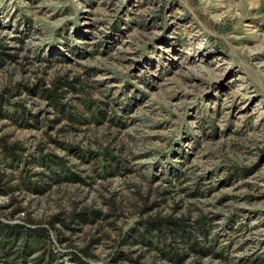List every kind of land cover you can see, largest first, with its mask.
<instances>
[{"label":"rangeland","instance_id":"1","mask_svg":"<svg viewBox=\"0 0 264 264\" xmlns=\"http://www.w3.org/2000/svg\"><path fill=\"white\" fill-rule=\"evenodd\" d=\"M75 257L264 264V0H0V264Z\"/></svg>","mask_w":264,"mask_h":264},{"label":"trees","instance_id":"2","mask_svg":"<svg viewBox=\"0 0 264 264\" xmlns=\"http://www.w3.org/2000/svg\"><path fill=\"white\" fill-rule=\"evenodd\" d=\"M47 95H48V97L50 98V99H54V100H56L55 98H56V95L55 94H53L52 92H50L49 94L47 93ZM60 106V105H59ZM61 109H62V107H61ZM68 116H70V118L72 119V120H74V117H73V115L71 114V113H69V115ZM10 152H13V151H10ZM85 218V217H84ZM53 222V221H52ZM50 223V227L52 228V229H54V227H53V223ZM167 231H168V233H170V234H172V233H174L173 231H172V229H170V227H167ZM9 230H10V235H12V231L13 230H17L18 231V229H16V227H9ZM41 230H43V231H41ZM37 229V230H34L35 232H36V234L37 235H42V232H44V230L45 229ZM31 232H33L31 229H28V228H24V234L27 236H30L31 235ZM45 234H46V232H44ZM17 233H15V235H16ZM75 261H76V263L77 264H86L85 262H83V261H81L78 257H75V259H74Z\"/></svg>","mask_w":264,"mask_h":264}]
</instances>
